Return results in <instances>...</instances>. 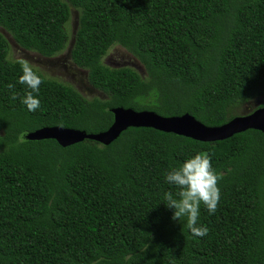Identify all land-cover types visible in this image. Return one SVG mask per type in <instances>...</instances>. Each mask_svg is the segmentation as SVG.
<instances>
[{
	"label": "trees",
	"instance_id": "obj_1",
	"mask_svg": "<svg viewBox=\"0 0 264 264\" xmlns=\"http://www.w3.org/2000/svg\"><path fill=\"white\" fill-rule=\"evenodd\" d=\"M72 9L71 59L105 98L9 58L3 31L42 57L62 54ZM116 45L147 75L105 65ZM25 66L41 80L35 111L21 103ZM250 102L264 106V0H0V264H264V132L202 142L129 128L107 146L68 147L24 137L101 133L114 108L218 127ZM197 152L219 175L220 200L214 213L200 206L208 232L193 238L162 202L176 191L164 173Z\"/></svg>",
	"mask_w": 264,
	"mask_h": 264
},
{
	"label": "water",
	"instance_id": "obj_2",
	"mask_svg": "<svg viewBox=\"0 0 264 264\" xmlns=\"http://www.w3.org/2000/svg\"><path fill=\"white\" fill-rule=\"evenodd\" d=\"M114 122L107 131L87 134L85 131L61 127H46L25 134L27 140L54 139L62 147H68L85 139L110 145L129 128H152L165 133H174L197 141L213 142L232 137L248 129L264 132V106L249 114L234 117L228 123L218 127H208L190 114L179 117H163L151 111L114 108Z\"/></svg>",
	"mask_w": 264,
	"mask_h": 264
},
{
	"label": "clouds",
	"instance_id": "obj_3",
	"mask_svg": "<svg viewBox=\"0 0 264 264\" xmlns=\"http://www.w3.org/2000/svg\"><path fill=\"white\" fill-rule=\"evenodd\" d=\"M19 83L26 85L25 95L21 103L29 110L39 107L38 92L40 78L27 66L19 76ZM13 85H9L12 88ZM219 175L214 170L208 156L199 152L190 155L178 165L170 166L164 173V181L175 187L176 191H166L163 194V204L172 210V219L184 218L185 225L193 238L205 236L208 229L198 224L200 206L203 205L209 213H214L220 200L218 187Z\"/></svg>",
	"mask_w": 264,
	"mask_h": 264
},
{
	"label": "rangeland",
	"instance_id": "obj_4",
	"mask_svg": "<svg viewBox=\"0 0 264 264\" xmlns=\"http://www.w3.org/2000/svg\"><path fill=\"white\" fill-rule=\"evenodd\" d=\"M79 14L75 9H72V17L69 23L70 41L67 49L60 55L54 58H45L41 55L27 51L20 47L13 38L3 31V34L9 41L10 52L9 58L13 60H21L27 63L29 67L35 68L49 78H55L59 81L70 84L87 99L94 97L105 98V95L99 90L93 88L89 83L88 72L76 66L71 59V49L74 42V34L78 27ZM105 65L111 68L130 67L136 70L141 76H146L144 65L134 55L129 53L123 47L113 46L103 59ZM262 99L257 100L256 105L262 103ZM255 103H247L237 109V116L251 113L250 109Z\"/></svg>",
	"mask_w": 264,
	"mask_h": 264
}]
</instances>
